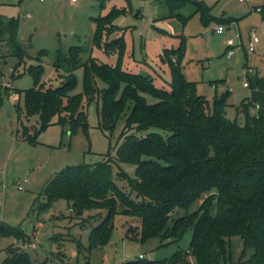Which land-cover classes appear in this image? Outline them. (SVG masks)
Wrapping results in <instances>:
<instances>
[{
    "label": "trees",
    "instance_id": "1",
    "mask_svg": "<svg viewBox=\"0 0 264 264\" xmlns=\"http://www.w3.org/2000/svg\"><path fill=\"white\" fill-rule=\"evenodd\" d=\"M107 1L100 0V8H105ZM159 1H165L169 16L180 18L182 26L191 17L178 11L186 4L196 6L195 12H201L205 24L214 17L210 14L212 6L204 0ZM126 10L113 5L107 14L94 18L93 44L115 52L119 49L120 58L125 50L123 38L109 39L118 27L117 17ZM234 19L217 20L225 24ZM19 22L17 16L0 14V44L5 42L11 48L18 64L26 58L38 61L29 68L34 84L25 89L23 105L18 103V117L37 116L38 124L22 123V140L37 144L41 131L55 118L71 134L78 127L88 134L86 100H101L98 114L103 131L114 130L124 118L116 145L110 142L104 160L67 165L40 191L48 207L64 198L77 215L91 209L106 210L102 221L91 230L89 251L108 240L116 215L122 213L140 223L135 237L142 242L159 237L162 244L168 245L192 232L187 249L178 250L170 258L148 259L143 254L122 264H234L229 241L235 235L244 240L243 253L253 248L249 262L264 264V74H248L251 93L240 105L244 125L226 116L227 93L216 97L211 107L208 99L196 91L195 82L186 78L180 67L183 40L177 47L164 50L163 59L172 70L170 82L163 78L165 81L158 85L150 75L123 68L121 59L116 65L93 55L82 61L83 46L72 44L66 50L57 48L54 65L61 83L47 86L42 80L41 61L49 50L43 48L36 56L28 53L18 36ZM81 66L83 91L75 92V71ZM97 76L107 80L108 85L97 86ZM7 91L8 87L0 82V109ZM146 95L155 100L149 101ZM252 107L258 108L257 114L251 113ZM152 127L156 129L148 131ZM126 161L135 164V176L130 177L120 167ZM115 165L121 168L116 174ZM118 179L127 181L130 190ZM195 203L196 209L190 211ZM176 208L186 213L169 224ZM2 236L30 239L20 224L0 220ZM83 247L79 242L78 248ZM31 262L30 253L21 249L11 250L2 264Z\"/></svg>",
    "mask_w": 264,
    "mask_h": 264
},
{
    "label": "rangeland",
    "instance_id": "2",
    "mask_svg": "<svg viewBox=\"0 0 264 264\" xmlns=\"http://www.w3.org/2000/svg\"><path fill=\"white\" fill-rule=\"evenodd\" d=\"M204 1L212 6L210 14L214 17L210 23H204L201 12H195L194 4H186L178 9L184 15L191 14L184 26L180 18L169 16V6L159 0H108L106 9L100 8V0H0V14L19 17L18 36L32 56L38 55L43 48L49 50L41 61L44 71L42 80L47 86L61 83L54 65L57 48L61 46L66 50L72 44L83 46L82 61L93 55L98 60L116 65L121 59L123 68L150 75L158 85L165 81L163 78L170 82L172 70L163 59L164 50L177 47L183 40L180 67L186 78L195 82L196 91L208 99L211 107L216 97L227 93L226 116L244 125L246 119L240 105L251 93V88L244 84L250 68L246 63L254 66V75L264 74V12L252 10L256 4H264V0ZM113 5L127 9L117 17L118 27L109 39L123 38L125 50L121 58L119 49L115 52L93 44L94 18L101 13L107 14ZM230 18L241 21L225 23V30L221 33L215 31L217 24L223 23L217 19ZM250 28H255L260 36L256 50L249 52L247 58L244 47L239 45L229 56L227 40L233 38L239 42L241 32L247 45ZM58 30L64 33L57 36ZM36 63V58H26L18 64L11 48L5 42L0 44V82L8 87L0 109V220L20 224L30 235L27 241L14 236L0 237V264L11 250L21 249L30 253L32 262L29 264H85L87 260L88 264H122L138 258L141 253L148 259H166L178 250L187 249L191 231L182 240L168 245L162 244L159 237L142 242L135 237L140 223L119 213L108 240L89 251L91 230L102 221L106 210L91 209L77 215L64 198L54 200L49 207L43 204L45 198L40 191L57 171L70 164L105 159L110 142L116 145L124 118L119 120L114 130L103 131L99 127L98 114L101 100L95 99L90 103L86 100L88 134L80 127L71 134L55 118L54 123L41 131L37 144L22 140L19 137L22 123L30 126L38 124L37 116L18 117V103L23 105L25 89L34 84L29 68ZM156 72H160L161 76ZM75 73L77 86L74 91L82 92L84 68H77ZM96 79L100 88L108 85L104 78L97 76ZM165 85L170 88L168 82ZM146 96L149 101L155 100L151 95ZM257 112L258 108L252 107L251 113ZM155 129L152 127L148 131ZM114 150L112 148L111 153ZM114 167L115 174L122 168L130 177L135 176L136 166L132 162H121V168ZM118 181L130 190L127 181ZM197 205L195 203L190 211ZM184 213L186 210L176 208L171 213L169 224ZM130 227L132 230L129 231ZM79 242L84 246L81 249L78 248ZM229 245L234 264H251L249 257L254 250L248 248L243 253L242 236L231 237Z\"/></svg>",
    "mask_w": 264,
    "mask_h": 264
},
{
    "label": "built area",
    "instance_id": "3",
    "mask_svg": "<svg viewBox=\"0 0 264 264\" xmlns=\"http://www.w3.org/2000/svg\"><path fill=\"white\" fill-rule=\"evenodd\" d=\"M254 10L258 11V12H262L264 10V6L263 5H257L254 7ZM29 15H30V13H29ZM224 30H225V25L223 23L218 24L216 29H215V31L219 32V33L223 32ZM239 36L241 39L239 42H235V40L233 38H229L227 40V54L229 56H232L234 54V49L236 46L242 45L244 47L241 34H239ZM259 41H260L259 33L257 32V30L255 28H251L249 30V33H248V42H247V45L245 44V48L247 49L248 52H253L256 50V46L259 43ZM250 73H251V69H248L247 74H250ZM244 84L248 85V81H245ZM140 256H143V254L141 253Z\"/></svg>",
    "mask_w": 264,
    "mask_h": 264
},
{
    "label": "crops",
    "instance_id": "4",
    "mask_svg": "<svg viewBox=\"0 0 264 264\" xmlns=\"http://www.w3.org/2000/svg\"><path fill=\"white\" fill-rule=\"evenodd\" d=\"M73 1H75V2H77L78 0H73ZM257 5H264V4H256V5H254L253 7H252V10L254 9V7L255 6H257ZM107 8V6L105 7V9ZM262 13H263V11H262ZM28 14H29V12H28ZM31 15V14H30ZM241 20L240 19H238V18H235L234 19V21H232L233 23H239ZM218 25V24H217ZM217 27V26H216ZM216 27H215V29H216ZM251 29V28H250ZM249 32V31H248ZM59 33L62 35L64 32H62V31H60V30H58L57 32H56V34H57V36L59 35ZM240 34H241V37H242V33L240 32ZM242 40H243V38H242ZM260 42V41H259ZM243 44H244V49H245V51H246V55H247V58H249V56H248V51L246 50V48H245V43H244V40H243ZM248 66H250V68H248V69H251V73L250 74H254L255 73V68H254V66L253 65H250V64H248V63H246ZM246 86H248V85H246Z\"/></svg>",
    "mask_w": 264,
    "mask_h": 264
}]
</instances>
